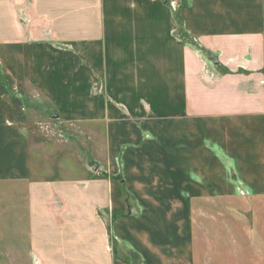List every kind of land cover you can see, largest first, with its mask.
Segmentation results:
<instances>
[{
    "label": "crops",
    "instance_id": "0c3cea01",
    "mask_svg": "<svg viewBox=\"0 0 264 264\" xmlns=\"http://www.w3.org/2000/svg\"><path fill=\"white\" fill-rule=\"evenodd\" d=\"M28 88L89 171L36 176ZM124 261L264 264V0H0V264Z\"/></svg>",
    "mask_w": 264,
    "mask_h": 264
},
{
    "label": "rangeland",
    "instance_id": "374dc122",
    "mask_svg": "<svg viewBox=\"0 0 264 264\" xmlns=\"http://www.w3.org/2000/svg\"><path fill=\"white\" fill-rule=\"evenodd\" d=\"M31 91V88L26 91L30 100L33 94L32 100L39 104L36 113L29 109L27 118L29 148L31 151L32 146L33 156L38 159L36 176L75 177L82 170L89 171L88 166H92L99 158L98 154H102L104 137L92 135L91 125H77L55 117V107L47 105L41 94ZM121 264L129 263L124 261Z\"/></svg>",
    "mask_w": 264,
    "mask_h": 264
},
{
    "label": "water",
    "instance_id": "95a60500",
    "mask_svg": "<svg viewBox=\"0 0 264 264\" xmlns=\"http://www.w3.org/2000/svg\"><path fill=\"white\" fill-rule=\"evenodd\" d=\"M217 61V60H216Z\"/></svg>",
    "mask_w": 264,
    "mask_h": 264
}]
</instances>
